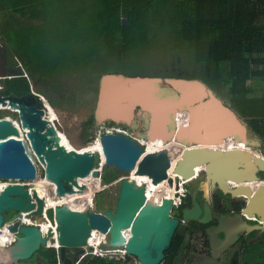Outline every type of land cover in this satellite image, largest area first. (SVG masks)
Instances as JSON below:
<instances>
[{"label": "water", "instance_id": "95a60500", "mask_svg": "<svg viewBox=\"0 0 264 264\" xmlns=\"http://www.w3.org/2000/svg\"><path fill=\"white\" fill-rule=\"evenodd\" d=\"M161 81L160 78L114 74L101 77L96 106L98 121L129 122L132 111L138 106L141 113L148 115L147 140L160 138L169 144L167 149L149 153L138 138L124 133L101 136L103 166H113L126 174L135 173L147 177L148 181L144 185L132 178L123 179L117 205L108 211L74 210L92 202L93 198L86 195L70 197L68 205L48 203L51 196H62L78 187L77 179L96 176V154L100 155L65 150L55 144L56 127L61 132L63 127L58 119L53 121L55 127L45 118L46 109L42 108L44 102L40 97L5 98L9 106L19 110L18 116L29 141L28 144L22 139L19 127L11 119L0 118V180L6 181L0 189V228L5 223L4 213L16 211L11 220L6 221L12 223L7 226L8 231L16 233L14 242L7 245L12 264H43L38 252L46 248L47 241L54 244L51 229L54 224L59 264H74L83 253V247H88L92 231L108 234L113 248L125 247L128 254L142 264H163L172 239L180 233V220L172 215L173 200L164 197L161 203L150 202L146 186L152 183L154 187L165 181L172 165L174 175L186 182L196 179L200 175L197 169H201L207 186L216 193L230 196V208L238 212L234 218L220 220L217 233L210 231L209 250L201 252L195 247L188 259L190 264H224L222 254L233 245L238 234L264 231V180L261 177L264 155L209 146L225 137H239L244 141L248 127L242 118L202 81L165 80L175 92L167 96L160 94L157 83ZM54 109L61 117L60 110ZM178 109H185L189 121L173 134L169 125L172 113ZM39 164H45L42 166L45 172L42 196L37 190L32 191L31 185L40 174ZM257 183L261 184L257 186ZM24 216L37 217L40 223H48V219V232L44 234L38 226L23 224ZM252 217H255L254 225L249 221ZM219 233L223 234V239L219 238ZM69 251H76L74 261H66ZM34 256L38 260L32 261Z\"/></svg>", "mask_w": 264, "mask_h": 264}, {"label": "trees", "instance_id": "16d2710c", "mask_svg": "<svg viewBox=\"0 0 264 264\" xmlns=\"http://www.w3.org/2000/svg\"><path fill=\"white\" fill-rule=\"evenodd\" d=\"M65 2L0 0V9L22 17L13 15L7 19L14 23V37L21 46L19 49L15 45L12 50L30 78L57 85L62 75L79 64H89L99 51L120 55L119 60L138 56L155 36L154 32L166 28L174 36L171 51L185 50L196 71L190 77L178 74L177 78L203 80L219 89L228 86L227 103L247 120L264 148V0H95L86 9L74 8L67 19L52 27V22L46 20L49 15H63L69 8ZM24 19L44 21L47 25L25 23ZM4 86L1 97L31 96L30 82L25 77L6 80ZM87 123L93 124L92 115ZM118 177L115 168H103V183L110 184ZM261 177L264 180V173ZM186 187L187 203L174 209L177 212L173 210L172 215L177 218L202 200L203 192L192 195L190 186ZM96 208L113 209L98 205ZM182 244V236L175 235L166 259L177 255ZM249 248L242 247L243 253L249 255ZM38 257L43 264L58 263L54 248L43 247ZM257 259L264 260V254ZM80 264L118 263L90 257Z\"/></svg>", "mask_w": 264, "mask_h": 264}, {"label": "rangeland", "instance_id": "374dc122", "mask_svg": "<svg viewBox=\"0 0 264 264\" xmlns=\"http://www.w3.org/2000/svg\"><path fill=\"white\" fill-rule=\"evenodd\" d=\"M94 2L95 0H66L65 3L68 4L69 8L66 7V9L64 10L65 13L63 15L56 14L54 15V17L49 15V20L47 19L46 21H49V23L52 22V27H56V24H59L61 20L67 19L66 17H68L71 12L74 11V8L78 9L77 7H79L83 10L88 8V6L90 5L93 6ZM13 15L16 14H13L8 10L5 11L4 9H0V74L5 72L6 70H12L18 74L22 71H25L22 61L12 50V47L15 49V45L19 49L21 47L19 44L20 40H17L14 37L15 30L12 27L14 23L7 19L8 17L11 18ZM16 17L18 19H22L20 15H16ZM24 20L25 23H44V21L31 22L29 21V19ZM44 24L47 25L46 23ZM154 35L155 36H152V40H150L149 44L146 45L145 48H143L138 56H126L123 57V59L119 60L118 57L120 55H113L112 53L106 51H99L100 54L96 55L89 64H79V66H76L73 71H68L64 75H62L58 79L57 85H50L42 81L30 78L31 94L32 92L36 94L39 93L48 100L50 107L54 110V115L58 118L60 124L63 127V131L60 132L65 135V137L67 138V142L70 144V146H72V149L77 150L81 148L80 150H82L83 148H87L89 144L97 140V136L99 135L101 127L108 126L116 127V129L126 130L129 133V136L133 138L139 137L138 141H148L146 136L148 127V115L146 113H141L138 106L132 111L133 113L129 122H127L126 120L114 121L112 119L98 121L96 116V106L98 103L100 80L103 75L114 74L126 77L141 76L160 78L162 80L161 84L157 83L159 86L160 94L167 96L175 92L174 88L166 85L165 80L168 81L171 79H177L178 74L182 75V77H190L196 72L194 71L195 68L193 67V63L185 50L180 49L179 51H171L172 49L170 48V42L174 40V36L171 32H169L165 28L162 31L157 30L156 32H154ZM5 61H8L6 69L4 68ZM14 68L17 69L14 70ZM178 78L181 79L180 77ZM195 81H202L205 85H207L210 91L216 93L227 105H229L227 103L229 102L228 86L227 88L219 89L204 82L203 80ZM2 101H0V104H2ZM56 107L60 110L61 117L60 115H58V113H56L54 109ZM7 113L11 114L13 117H17L15 113L9 111ZM178 114H182L183 117H188L185 109H178L174 111L171 115L172 123L169 125V127H172V125L175 127ZM90 115L93 116V124L91 126H89L87 123ZM241 118L248 127L247 136L244 140L245 144H247L248 146L242 143L243 140L239 137V139L237 138L238 140L233 138L229 141L240 142L244 144L243 146L249 147L256 152H259V154L264 155L262 141L257 135L252 132L247 120L243 117ZM100 138L101 137H99V139ZM156 144L160 143L156 142ZM151 146L152 145L149 146V150L147 149L148 151L151 150ZM39 167V175L43 177L45 173L44 169L41 164H39ZM105 167L115 168L113 166H103L101 157L96 154V163L94 168L97 169L98 172L96 176L93 177V179L100 180V188L103 189L95 197L92 207L95 210H98L96 208V205H98L99 208L112 207L115 209L120 194L122 180L125 178H131V173L126 174L120 172L115 168L119 177L114 182L105 184L102 182L103 168ZM200 172L201 169H197V173H199L200 175L197 176L193 181H190L186 184V186H190L192 195H194L196 190L199 189L204 190V192L208 194L209 187L206 183V175ZM1 182L6 181L0 180V183ZM93 183H95V181H93ZM186 186L185 190H187ZM83 187L85 188L84 185ZM73 189H78L76 191L77 194H83L79 188L74 187ZM57 197L58 199H60V196ZM223 202H226V198L223 199ZM173 212L172 214H174ZM15 213L16 211L14 210L5 212L4 220H11ZM178 214V216H180V213ZM201 215L202 213L200 208L193 206L191 210L184 211L181 218L191 219L200 217ZM259 232L260 231H258V233ZM68 253L75 254V257L77 254L76 251H69ZM75 257L72 259V261L75 260ZM35 258L36 256L33 257L34 260Z\"/></svg>", "mask_w": 264, "mask_h": 264}, {"label": "flooded vegetation", "instance_id": "af4514ba", "mask_svg": "<svg viewBox=\"0 0 264 264\" xmlns=\"http://www.w3.org/2000/svg\"><path fill=\"white\" fill-rule=\"evenodd\" d=\"M1 75H3V73H1ZM45 103H46L45 118L48 121H50L51 125H53V120L58 119V118L54 115V110L50 107V104L46 98H45ZM60 133L61 132H59L58 129H56V132L53 135L55 144L62 145L65 150H74L75 151V149H72V146H70V144L67 142V138L65 137V135L62 133L60 135ZM160 147L161 146L152 145L151 146L152 149L150 151L156 150ZM98 148L99 147H96L95 143L93 142V143L89 144V146L87 148H83L82 150L77 151V152H79V153H96L98 151ZM149 149L150 148H148V150ZM38 177H39V175H38ZM93 181H95V180L90 175V176L85 177V178L77 179V184L79 185L78 187L80 190H82V188H80V187H83V185H84L85 188L82 191L93 192V190L95 188L94 187L95 184L97 185L96 181H95V183H93ZM2 183L3 182H1L0 185ZM43 183H44V179L39 177L38 181L36 183V189L41 196L44 194L43 188H42ZM160 189H163V191H165V192H163V194L164 193L166 194L167 191L169 192L166 195L162 194L163 196H167V197L171 196L172 192L169 188H160ZM158 191L160 192L161 190H157V192ZM200 192H203L202 200L197 202V203L196 202L193 203V206L200 208L201 213H202V215L200 217L189 219V218H181V217L177 218V217L173 216V217L180 220V225H179L180 233H179V235H181L183 238V244H182V247L180 248L178 254L172 258H169V259L165 258L163 264H190L188 259L191 256V254L193 252H195L196 246L199 247L201 252H203L204 250L210 249V242H209L211 239L210 231L216 230V233H217V228H219V226H220L219 225L220 220H222L225 217L226 218H234L235 216L238 215L237 211L233 212L230 208V196H223L220 192L216 193L214 190H212L211 187L208 188V194H206L204 192V190L199 189V190H196L194 195H197ZM74 195H77V193H73V194L66 193V194L60 196V199H58L57 196L53 195L50 197L48 203L49 204L50 203L56 204V203H61V202L64 203V202H66L67 199H70V197H72ZM224 198H226L225 203L223 202ZM183 202H186V201L184 200ZM192 207L186 208L184 211H189L192 209ZM112 210H114V208ZM254 220L255 219L249 220L250 224L254 225ZM263 233L264 232H262L261 234H263ZM4 234H9V233L7 231H5ZM258 234H260V233L253 232L251 234H247L246 232H242V233L238 234V238L235 241V243L237 241H239L240 239L241 240L246 239L249 243V246L252 245L251 242L254 241L255 239L258 240V241L255 240L256 243H258V242H260V240H259L260 235H258ZM218 236H219V238L223 239L222 233H219ZM233 247H234V245L227 247V249L224 250V252L222 254V256H224V263L226 261V264L227 263L228 264H239V258L237 257L238 255L232 253V252L237 253V250H234ZM242 247H243V245H242ZM253 250L256 251L255 249H253ZM257 251H259V250H257ZM227 255L228 256L232 255L230 262H227V259L229 258ZM35 260H38V259L35 258ZM168 260L172 261V263H168ZM33 261H34V259H33ZM253 263L264 264L263 261L260 262L258 259L253 261Z\"/></svg>", "mask_w": 264, "mask_h": 264}, {"label": "built area", "instance_id": "2783aa9c", "mask_svg": "<svg viewBox=\"0 0 264 264\" xmlns=\"http://www.w3.org/2000/svg\"><path fill=\"white\" fill-rule=\"evenodd\" d=\"M17 77H25L30 82V77L26 71H22V73H20V74L0 75V90L5 91L4 85H5L6 80H11V79H14ZM32 95L40 97L44 102V106H42V108L46 109L45 97L43 95H40L39 93L36 94L34 92H32ZM9 96H11V95H9ZM8 111L15 113L17 115V117H13L11 114L7 113ZM18 113H19V110L17 108L9 107L8 103L6 106H2L0 104V118L6 117V118L11 119L19 127L22 139H24L29 144V141L26 137L27 130L23 129L22 124H21V120L18 116ZM182 117H183V115L179 114L178 117L176 118V123H175V127H174L175 131L179 129V125H181L180 118H182ZM185 123H187V121ZM106 133H116V134L124 133V134L129 136V133L126 130L116 129V127H109L108 126V127H101L99 135L97 136V140H99V137H101V135L106 134ZM139 142H141L144 146L147 143V141H142V140H139ZM245 145L248 146L247 144H245ZM145 149H146V147H145ZM233 150H237V149H233ZM225 151H227V150H225ZM95 170L97 171V169H95ZM94 180L97 181L98 184L97 185L95 184V186H94L95 188L91 194V197L93 198L92 202L90 204H85L83 206L74 208V210L85 211L87 209H93L92 207L94 204L95 197L103 189V188H100V185H101L100 180H97V179H94ZM166 180H167V185L169 187L172 186V189L174 191L173 192V198L171 199V200H173V209L174 208L178 209L179 207H181L183 200L186 197L187 190H185V186L188 182L182 180L177 175L171 176L170 174H168V178ZM147 182H148L147 180L142 181V183L144 185H146ZM95 211H98V210H95ZM43 215L45 216V214H43ZM249 219H255V217H252ZM47 221H48V223H43V221H42V223H40V221L37 219V217L27 218L25 216L22 219L23 224L31 225V226H38L41 228V230L43 231L44 234H46L48 232V229H49L50 221L48 219H47ZM9 224H12V223H6V221H5L2 228H0V234L3 233V231L5 229L8 230L7 226ZM45 225H48L47 229L44 228ZM51 229L53 231L52 238L55 240V242L52 245L47 241L46 248H54L56 251V256L58 258V245L56 242L55 224H54L53 228H51ZM12 235L14 237L9 242H14V240L16 239V233H12ZM91 239H93L95 241L92 244H90V242H89L88 247H83V253L78 258L79 261L84 259V258H87V257H94V258H99V259H105L108 262L115 261V262H118L121 264H142L136 257L129 255L128 252L126 251L125 247H123L121 249L113 248L109 243L110 237L108 234H101L97 231H95V232L92 231L91 232V238L89 239V241Z\"/></svg>", "mask_w": 264, "mask_h": 264}, {"label": "bare ground", "instance_id": "6f19581e", "mask_svg": "<svg viewBox=\"0 0 264 264\" xmlns=\"http://www.w3.org/2000/svg\"><path fill=\"white\" fill-rule=\"evenodd\" d=\"M103 88V87H102ZM1 91V90H0ZM6 97H1L0 96V101H2V106H6L7 105V103H6V99H5ZM113 100H115V99H113ZM116 101V100H115ZM110 102H112V101H110ZM3 103H4V105H3ZM46 106V105H45ZM9 107H11V106H9ZM57 113V112H56ZM130 118H131V116H130ZM56 119H54L53 121H55ZM188 122L189 121V119H188V117L187 118H185V117H182V118H180V123H181V125H179V127H181V126H185V125H187L188 123H185V122ZM54 125V124H53ZM55 126V125H54ZM56 127V126H55ZM59 131V130H58ZM60 132V131H59ZM63 134V133H62ZM53 139H54V137H53ZM231 139H233L232 137L231 138H229V137H225V138H223V139H221L219 142H217L216 144H212V145H209L210 147H212V148H214V149H222V148H226L227 146H229V145H232V144H235V145H244L245 144V142L243 141L242 143H244V144H242V143H240V142H235V141H229V140H231ZM99 140H96L94 143H95V145H96V147H99L98 148V151H97V153L100 155V157L102 158L103 156H102V154H101V148H100V144H99V142H98ZM156 142H158V143H160V144H156ZM150 145H157V146H161L160 148H158V149H156V150H153V151H148L147 149L148 148H150L149 146ZM168 146H169V144H165L160 138H154L153 140H150V141H147V143L145 144V147H146V152H149V153H156V152H158V151H160V150H162V149H164V148H168ZM77 147V146H76ZM81 149V148H80ZM80 149H75L76 151H80ZM152 149V148H151ZM250 151H253L254 153H256V154H259V152H256V151H254V150H250ZM260 155V154H259ZM42 166H45L44 164L42 165ZM173 166L174 165H172V168H170L168 171V174H170L171 176H174V173H173ZM90 176V175H89ZM39 177L40 178H42V176H40L39 175ZM38 177V178H39ZM88 177V176H87ZM38 178L36 179V181L35 182H33L31 185H32V191H34V189L35 190H37L36 189V183H37V181H38ZM131 178L132 179H134L137 183H139V184H141L142 183V181L143 180H145V179H147V177H144V176H139V175H136L135 173H131ZM96 183L98 184V182L96 181ZM149 183H151V182H149ZM5 184V182H3L1 185H0V189L3 187V185ZM259 184H261V183H257L256 185L257 186H259ZM154 187H156V188H154ZM152 186V184H148L147 186H146V190H147V199H149L150 201H152V202H154V203H161L162 202V199L165 197V198H170V199H172L173 198V189H172V186H168L167 185V180H165V181H163L161 184H159V185H155V186ZM76 188H79V187H76ZM148 188V189H147ZM160 188H169L170 190H171V192H172V194H171V196L170 197H167V196H163V195H166V194H168L167 192H166V194L164 193L163 194V192H165V191H163V189H160ZM254 188H256L255 186H254ZM161 190L160 191V193L159 192H157V190ZM78 189H72V191H70V192H67L68 194H73V193H76V191H77ZM82 190H84V187H82ZM81 190V192L83 193V194H80V195H86V196H91V194H92V192H89V191H82ZM157 192V193H156ZM151 193V194H150ZM39 194V193H38ZM163 194V195H162ZM77 195H79V194H77ZM55 196H57V195H55ZM49 201V200H48ZM61 203H63V202H61ZM64 203H66V204H68L69 203V199H67L66 200V202H64ZM50 204H52V205H55V204H53V203H50ZM44 228L45 229H47L48 228V225H45L44 226ZM5 231H7L9 234H4V232ZM4 232L3 233H1L0 234V264H12V260H13V257H12V255H11V253H9V247L7 246L8 245V243H9V241H11L12 240V238L14 237L13 235H12V233L11 232H9L7 229H5L4 230ZM95 240H93V239H91L89 242H90V244H92L93 242H94Z\"/></svg>", "mask_w": 264, "mask_h": 264}, {"label": "crops", "instance_id": "0c3cea01", "mask_svg": "<svg viewBox=\"0 0 264 264\" xmlns=\"http://www.w3.org/2000/svg\"><path fill=\"white\" fill-rule=\"evenodd\" d=\"M7 63H8V61H5V69H6V65H7ZM17 68H14V70H16ZM5 71V70H4ZM9 74H18V73H16V72H14V71H12V70H6L5 72H3V75H9ZM1 75V74H0ZM179 115V114H178ZM177 115V116H178ZM172 131H173V134H174V126L172 125ZM139 138V137H138ZM241 149L242 148V150H252L251 148H249V147H245V146H243V145H235V144H232V145H229V146H227L226 148H222V150L224 149V150H233V149ZM167 193H169L168 191H167ZM255 232V231H254ZM264 232V231H263ZM251 233H253V232H251ZM250 233V234H251ZM258 233V232H257ZM262 232H260V234H258V235H260V242H258V243H256V241H258V240H254V241H252L251 243H252V245H250V248L248 249L249 250V255H246V254H244L243 253V250L245 249L246 250V245H249V243H248V241L246 240V239H243V242L242 241H237L235 244L233 243V245H234V250H237V253L236 252H232L233 254H237L238 256V258H239V264H255V263H253V261H255L256 259H257V257H262L263 256V254H264V240H263V234H261ZM262 236V237H261ZM241 243V244H240ZM256 243V244H255ZM242 245H243V250H241L242 249ZM252 247H254V249L256 250V251H254V253L253 254H251V251H253V249H252ZM257 250H259V251H257ZM228 256V255H227ZM75 257V254H70V253H68L67 252V254H66V256H65V259H66V261H72V259ZM229 257V258H228ZM227 258V262H230L231 261V257H232V255H230V256H228ZM83 260V259H82ZM103 260H105V259H103ZM260 262H264V260L263 259H258ZM106 261V260H105ZM80 262H81V260L79 261V260H77L76 262H74V263H78V264H80ZM108 262V261H107ZM113 262H115V261H113ZM118 263V262H117ZM223 263V262H222ZM57 264H59V263H57ZM118 264H121V263H118ZM224 264H226V261H225V263ZM228 264V263H227Z\"/></svg>", "mask_w": 264, "mask_h": 264}, {"label": "clouds", "instance_id": "9594fccd", "mask_svg": "<svg viewBox=\"0 0 264 264\" xmlns=\"http://www.w3.org/2000/svg\"><path fill=\"white\" fill-rule=\"evenodd\" d=\"M186 118V117H185ZM55 250V249H54ZM56 252V251H55Z\"/></svg>", "mask_w": 264, "mask_h": 264}]
</instances>
